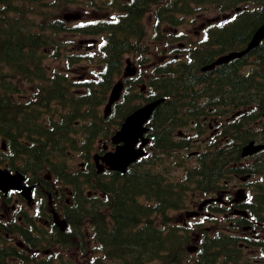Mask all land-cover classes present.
Segmentation results:
<instances>
[{"label":"trees","instance_id":"trees-1","mask_svg":"<svg viewBox=\"0 0 264 264\" xmlns=\"http://www.w3.org/2000/svg\"><path fill=\"white\" fill-rule=\"evenodd\" d=\"M75 2L0 0L1 125H5L12 141L17 135L24 134L37 143L25 152L29 155L31 169L37 166L39 171L43 162L51 164L52 149L58 147L61 155L65 143L70 142L75 120L92 119L86 133L95 134L100 130L104 120L95 121V111L91 110L106 99L114 79L122 72L124 55H146L163 36L160 27L175 29L186 17L199 13L203 7L204 10L211 7L220 12L241 7L242 12L233 24L209 31V39L199 46L198 55L195 53L197 61L193 64L156 62L151 69L154 75L149 79L152 97H167V100L154 113L150 155L133 165L126 175L113 173L109 180L96 175L95 170H89L88 175H94L96 186L104 192L106 199H89L82 194L73 207L68 206L67 219L80 231L82 239L85 236L83 229L90 231L95 249L101 254L94 263L89 261L90 264H103L104 260L112 264H264V237L247 242L257 249L260 255L257 261H250L239 246V237L234 232L247 224L246 219H237L234 225L223 230L218 229L215 225L217 220L212 217L205 224L191 226L170 216L193 195L200 198L218 190L219 183L226 178L219 173L226 171L229 162L240 159V147L227 151L216 150L215 146L208 148L207 154L200 155L196 167H187L186 173L176 179L170 178L172 162L166 160L175 152L177 164L173 165H181L184 159L178 151L186 149L190 142L188 139L173 142L171 134L176 128L187 126L190 120L196 121L209 106L214 110L221 107L223 114L247 109L239 118L235 131L229 133L227 129L225 134L239 143L247 140L249 133L245 125L257 113L248 108L253 105L259 111L264 110V43L254 51L257 59L248 73L241 71L247 65L245 62L238 67L231 63L205 73L199 72V66L208 63L213 55L236 44L242 45L249 39L256 27L264 22V0H110V9L118 17L116 22L105 19L94 25L69 27L64 21L55 19L46 22L45 27L41 25L40 29H35V20L43 16V10L62 8L61 11L65 12L66 7ZM92 4L100 7L101 3ZM152 11L158 37L149 36L144 22L146 14ZM65 30L76 35L104 37L100 48L102 56L91 58L76 53H68L67 56L68 64L82 60L92 62L97 58L96 83L79 84L66 73L50 72L45 66L44 51L59 58L64 50L65 42L58 34L65 33ZM235 36L237 39L233 41ZM19 84L37 86V94L28 98V105H18L17 100L11 97L19 92ZM134 96H128V103ZM53 107L72 111L68 114V122L52 123L53 130H48L39 124V112L45 109L51 114ZM124 108L118 107V117H125L123 112L127 109ZM65 137L68 141L63 142ZM59 141H62L60 145ZM64 173V169L58 166V175ZM256 187L259 190L256 205L248 209L259 220L264 206V175ZM211 212L224 213L215 207H211ZM75 238L74 235L64 237L67 241ZM2 252L0 250V259L3 258ZM22 259L20 257L15 264H24ZM62 261L63 258L58 260V264H73L72 261Z\"/></svg>","mask_w":264,"mask_h":264},{"label":"flooded vegetation","instance_id":"flooded-vegetation-1","mask_svg":"<svg viewBox=\"0 0 264 264\" xmlns=\"http://www.w3.org/2000/svg\"><path fill=\"white\" fill-rule=\"evenodd\" d=\"M233 38V41H236L237 36ZM242 48L243 46L239 47L238 50ZM256 59L257 56L254 55V52H250L240 58L234 59L230 63L238 67L244 62L247 63V61H256ZM249 109L254 110L255 108L253 105H251ZM241 116H243V114ZM236 117L231 116L230 118V120L233 122L231 124L232 127H237L239 117ZM222 119V115L220 112H218V115L214 120L215 124L218 126L224 125L225 122ZM226 121H228V118ZM211 124L212 123H209V126H211ZM250 125L246 124L245 128L250 127ZM254 125L255 127H259V129L264 131V118L254 120ZM4 127L5 125L0 124V174H4L1 173V171L8 173L4 175H17V172L21 173L25 177L26 183L30 186H33V199L31 202H28V199L19 189H9L7 191H4L2 188L0 189V250L3 249L4 253L7 254L9 250L13 251L15 248H20V246L23 245H25L26 248L33 246L37 252V254L34 253L33 256L36 255L37 258L40 257V261H43L46 260L47 257L38 255V252H42L43 249V244L41 242H44L46 239L49 241L51 248H55L53 247L55 245L52 243V241H54L57 245L56 247H58V222L60 223V219L57 214L58 196L60 194V191H58V182H51L53 186L50 190L53 192L52 196H54L56 199L53 200V205L47 208L45 200V194L47 191L44 189V183L45 178H49L50 181L51 176L47 175L42 181H40L34 176L37 171H19V167L15 165V162L17 160L22 161L23 156L21 153H17L16 156L14 155V142L8 139L7 135L2 132ZM217 132L218 129H216L214 133ZM206 141H209V138L205 140V142ZM217 142L222 144L221 140H217ZM227 147L229 148V145H227ZM222 149V147H219V150ZM252 157L245 158L244 160L247 161ZM238 164L239 163L234 162L229 168V170L235 172L225 174L229 175V178L224 181V184L220 190L221 199L216 202V205H220L222 208H224L225 211L228 212L227 215L229 216L233 215L232 210L237 208L235 206L242 207V209H247L246 206L248 204L245 201L239 200L240 197L238 196V192L242 189H245L247 192V190L252 188V186L249 188V185H247V178H237V175H240V173L236 171L241 169L247 170V167L243 166V163H240V166ZM234 175H236V178ZM244 175H264V166H262V168L259 170L251 169L250 171L245 172ZM53 210H55L57 213L54 214ZM248 218H246V222L250 224L252 218ZM252 223H258L260 226L264 224V222H258L257 220H253ZM34 242H36V245H32ZM50 252L53 254L52 249ZM50 252L48 251V253Z\"/></svg>","mask_w":264,"mask_h":264},{"label":"rangeland","instance_id":"rangeland-1","mask_svg":"<svg viewBox=\"0 0 264 264\" xmlns=\"http://www.w3.org/2000/svg\"><path fill=\"white\" fill-rule=\"evenodd\" d=\"M87 2H88L87 0H84L83 2L82 1H78L75 5H71L70 8H68L69 6L66 7V8L69 9V11L66 12V13L79 14V16H81L82 12H84L83 18H81V20H79L81 22H79V21H74L73 22L72 21V22L68 23L69 25L78 24V22L79 23H85V22H89V21H92V20L98 18V17H96V15H94V12L96 11L97 6L92 7L89 4H87ZM61 9L62 8H53L51 11H48V12L43 10V12H44L43 16L38 17L35 20V23H36L35 24V29H40L41 25H43L45 27V23L50 21V20L51 21H54L55 19L56 20L57 19L61 20L60 16L62 17V16H64L66 14V13L63 14ZM204 9H205V7H203L199 11L198 15H201V17H198V19L196 21H194L192 24H190V26L184 28L183 31H187L189 28L190 29L188 30V32L191 31L190 32L191 34L189 33L188 36L185 38L186 41L183 44L184 46L185 45H189L191 43H196V45H198L199 41H201V39H202V35H203L202 30L207 25L218 24V22H222L223 20L226 19L225 17L222 18V19H220V18L217 19L218 16H222L223 17V15H225V14L220 13L218 10L217 11L212 10L213 8H211V7L207 8L206 11ZM98 14L102 15V16L105 15L102 12H99ZM215 18H216V21H214ZM190 21H193V19H190ZM151 23H152V21L149 19V22H148L149 26L148 27H152ZM65 32H67V33H59L58 34V36H60L62 38L63 42H65L64 43L65 48L61 52L60 57L59 58L58 57H54L52 54H48V52H47V56H45V54H44V58H45L44 59V64L47 65V67H48V69L50 71H57V72L66 73V74L69 75L70 78H75V77L82 76L83 72H85L83 74H86V76H89L90 72H92L94 69H96L98 67L99 61H94L92 64L88 63L87 61H83L81 63L75 64V65L70 67L68 62L66 61V59H67L68 53L82 54V53H87V52H91V53L93 52V54H95V56H99V55L101 56V52L98 49L99 48L100 38L95 37V36H93V37H87V36H81V35L72 36L71 32H69V31H65ZM189 35H191V36H189ZM94 39H96V41H94ZM128 58H130V57H128ZM130 59L135 63V61H134V59L132 57ZM89 68H90V70H89L90 72L89 73L87 72V70H82V69H89ZM74 69H77L76 73L74 72ZM248 69H250V67H248ZM19 89L20 90H19L18 94L16 95V98H19L17 103H24V100H20V99L23 98L21 93H24L26 91L25 96L29 97L30 96V89H32V88H30L28 84H24V85L20 86ZM107 97H106V99H107ZM133 103L135 104L136 101H134ZM138 103H139V99H137V104ZM105 104H106V101L101 106H97V107L94 106V108H92L91 111H95L94 113L96 114V116L94 118L95 121L101 122L100 121L101 119L104 120V116H102V115L104 113ZM52 110H56L57 115L55 117L58 120L60 118H62V114L63 113H67V114L71 113V109H69V108L62 109V107H58V108L53 107ZM86 110L88 111L89 109H86ZM112 121L113 122H111L110 124L112 126L117 127V122H118L117 117H112ZM89 123H90L89 119L86 120V121L78 119L77 122H76V130L78 131V135H77V131L76 130L73 133H71V137L70 138H75V139L78 140L79 149L81 147L80 144H79V141H81V144H83V141L87 138V140H90L93 143L92 137H89L87 135V133L85 132L86 128H89V127H87V125ZM256 125H258V124H256ZM208 127H210V131H213V126L212 125L208 126ZM258 128L259 127H255L256 130ZM187 129H189V128L188 127L182 128V130L184 132H186ZM256 130H254V133H257ZM210 131H208V133H211ZM54 136H58V135H54ZM203 139H205V135H203ZM256 141L258 143H264V141H260V140H256ZM61 143H62V141H59V145ZM57 144H58V142H57ZM73 145H74V147H76V144H74L72 142H66L63 150H61V155L58 152V147L56 149H52L51 159L56 161L57 163L58 162L62 163L64 165V167H65L64 170L66 172H71V171L75 172L76 169L80 168L79 166H80V164L82 162H87V160L84 159L83 156H81V152L80 151H79V157L77 158L76 151H75ZM48 146H51V144L48 145ZM98 146L99 145H97V141H96V148ZM32 147H30V148H32ZM66 147L68 149H66ZM198 149H200V145H198L196 147H193V149H191V151L198 150ZM67 150H69L70 153H68ZM64 151H65V154L68 156L67 159H63L64 158ZM263 156H264V154H261V156L256 157L254 159H251V162H253V165H256V164H260L261 165V163H256V162L260 161V159L263 161V158H262ZM196 159L197 158H193V157L192 158H187L186 157L183 166H180V167L174 166L171 163L170 173H169V175L171 176L170 178L171 179L179 178V177H181V175H184L186 173V170H188L187 167H195L196 166ZM27 161H29V158L27 159ZM175 161H176V159H175ZM167 162L170 163V159H167ZM48 164H43V169L34 174L35 178H37L38 180L42 181V178L46 177L48 175L47 173L49 171L53 170V169H49ZM15 165L17 167H19L18 169H19L20 172H24L26 170V167H27L26 163L23 164V159H22V161L21 160H17L15 162ZM27 165L29 166V164H27ZM172 176H175V177H172ZM253 179H255V177H252L250 179L249 183H252L251 180H253ZM85 192L87 193L88 189H86ZM53 200H55V199L53 197H51L50 198V202H51L52 205L54 203ZM59 201L60 200H58V210H61V206H60ZM196 205H197V203L191 205L186 211L184 210L185 212L181 211L180 213H177V211H172L170 213V216L175 221H178V222H186L187 221V223H197L199 220L204 221L205 219H199V218H193V216H190V217L187 216V213L197 211V207H195ZM222 218H223L222 216L219 217V220H221ZM261 218H262V220H264V211L262 213ZM218 225L219 226H225L226 223L225 222H218ZM91 239H92L91 236L86 238L84 246H85L86 249L90 250V252L92 253V256L88 255L86 257L87 258L86 259L87 263H86V261H84V262H80L81 264H90L89 259L91 257H92L91 261L93 260V263H94L96 258L101 256V254L99 253V250L95 249V244H94V242H92ZM71 254L75 255L76 253L74 251ZM62 255H65L66 257H71V256H67V253H62ZM249 258L252 259L253 258V254H251L249 256ZM258 259H259V257L256 256L255 260L257 261ZM103 264H112V263H110V261L104 260Z\"/></svg>","mask_w":264,"mask_h":264},{"label":"water","instance_id":"water-1","mask_svg":"<svg viewBox=\"0 0 264 264\" xmlns=\"http://www.w3.org/2000/svg\"><path fill=\"white\" fill-rule=\"evenodd\" d=\"M264 40V23L258 28V30L253 35L252 40L250 41L248 47L241 52H232L227 55L219 57L214 63L204 67L203 70L214 69L217 65L226 63L234 58L241 57L244 54L255 49L260 43ZM134 71H128L127 75L133 74ZM122 84L115 85L112 95L110 98L109 105L106 110V114L110 112L112 104L119 99L120 92L122 90ZM164 99H158L153 102L148 103L144 107L138 109L133 115L127 118L126 122L123 124L121 131L113 138L114 142H124L123 146H119L116 153L108 154L106 157L107 164L110 165V168L113 170H118L120 172H126L128 166L139 159L144 155L142 149H136L135 144L138 141V138H143L147 128H144V123H146L151 117L152 113L156 107L161 104ZM147 142V139L143 140V144ZM264 145H255L254 142H251L244 148L243 156L251 155L263 149ZM105 160V159H104ZM20 179V180H19ZM18 182L21 183L22 178H19ZM21 187L20 185L14 186ZM30 189L26 190V195H29Z\"/></svg>","mask_w":264,"mask_h":264},{"label":"bare ground","instance_id":"bare-ground-1","mask_svg":"<svg viewBox=\"0 0 264 264\" xmlns=\"http://www.w3.org/2000/svg\"><path fill=\"white\" fill-rule=\"evenodd\" d=\"M31 1V0H30ZM31 3V2H30ZM24 5V4H23ZM22 7H24V6H22ZM27 7V6H26ZM20 8V7H19ZM30 8V7H29ZM1 12V11H0ZM24 12V11H23ZM27 12V11H26ZM221 42V41H220ZM237 43V42H236ZM229 47V46H228ZM223 48V47H222ZM58 80V79H57ZM26 112V111H25ZM119 112V111H118ZM28 117V116H27ZM32 123V122H31ZM34 126V125H33ZM33 128V127H32ZM31 128V129H32ZM4 129H6V128H4ZM12 130V129H11ZM238 139V138H237ZM241 139V138H240Z\"/></svg>","mask_w":264,"mask_h":264}]
</instances>
